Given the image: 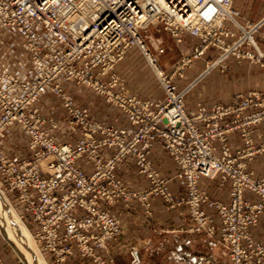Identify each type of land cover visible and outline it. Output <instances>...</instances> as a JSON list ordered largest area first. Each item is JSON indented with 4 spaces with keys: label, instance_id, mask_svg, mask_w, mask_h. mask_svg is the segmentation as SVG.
Segmentation results:
<instances>
[{
    "label": "built area",
    "instance_id": "built-area-1",
    "mask_svg": "<svg viewBox=\"0 0 264 264\" xmlns=\"http://www.w3.org/2000/svg\"><path fill=\"white\" fill-rule=\"evenodd\" d=\"M232 4L233 0H0V29L17 31L35 67L31 82L0 71V137L17 123L32 153L30 160L13 161L0 152V187L15 195L16 203L38 226L31 235L42 256L50 255L49 264H69L73 244L79 257L94 264H113L94 248L105 250L107 241L120 234L121 221L99 204L134 198L150 215L155 197L166 210L186 207L190 221L186 232L208 239L218 233L228 264H264V243L254 241L250 231L264 211V177L255 179L249 169V163L264 153V141L256 143L252 135L254 126L262 125L264 130V98L256 91L238 93L228 105L198 103L190 112L184 104L186 93L172 83L191 59L201 57L209 47L218 51V57L207 64V70L224 69L228 57L262 64L264 54L253 34L264 24V14L251 22ZM157 25L177 42L184 33L199 39L170 72L157 63L156 55L163 49L153 54L146 44L148 29ZM132 47L140 50L155 74L162 90L159 101L114 90L120 78L113 68ZM60 76L92 89L119 108L131 131L91 121L88 110L76 107L66 95ZM103 76L109 79L102 81ZM45 91L61 100L68 117L66 132L80 134L74 144L55 142L58 124L34 106ZM45 123L48 129L41 128ZM232 132L238 133L241 144L236 151L227 142ZM155 139L161 140L178 166L175 178L184 183L181 196L170 192L168 181L147 160L146 151ZM103 149L113 153L106 155ZM127 157L134 158L138 173L147 179L146 188L130 191L116 177L115 167ZM78 160L91 166L89 175ZM217 175L220 186L229 185L228 205L199 186L201 177ZM245 192L258 200H247ZM205 205L215 209L219 228L211 224ZM76 208L85 214L74 215ZM199 264L225 263L206 258Z\"/></svg>",
    "mask_w": 264,
    "mask_h": 264
},
{
    "label": "crops",
    "instance_id": "crops-1",
    "mask_svg": "<svg viewBox=\"0 0 264 264\" xmlns=\"http://www.w3.org/2000/svg\"><path fill=\"white\" fill-rule=\"evenodd\" d=\"M233 8L249 21H257L264 13V2L257 0H233ZM239 21H243L242 18ZM227 27L235 33H239L230 23ZM147 44L156 53L159 48L164 51L156 55L157 63L164 72H170L179 61L182 54L190 53L199 43V39L184 33L180 41H176L167 31L160 26L149 29ZM264 25L254 36L257 48L264 52ZM217 50L209 47L203 55L195 59L184 69L182 78L173 80L177 90L186 89L184 104L186 110L194 112L198 103L210 107L213 105H228L234 95L246 91H256L264 98V68L256 64H250L246 60L237 62L233 58L226 60L227 69L223 72L213 70L200 77L205 62L213 60ZM264 61V58H263ZM0 71L11 73L17 79L33 81L35 67L28 60L24 43L17 31L12 27L0 29ZM113 74L120 78L114 87L115 91H125L138 98H150L159 101L162 91L158 80L147 63L146 59L136 47L128 49L124 57L114 66ZM107 81L109 76L100 77ZM58 82L66 95L78 108H86L89 119L93 122L110 126L115 129L123 128L131 131L125 113L112 104L106 103L103 97L92 89L83 85H77L66 80L63 76ZM17 92L15 95H19ZM216 93L218 95H216ZM34 106L47 119L56 121L59 129L54 131L55 142L74 144L80 134L69 135L66 132L67 114L62 106L61 100L49 91L43 92L37 97ZM1 113V110H0ZM49 124L41 125L48 129ZM253 139L256 143L264 141V130L262 125L252 128ZM228 145L232 151L240 148V140L237 132L228 136ZM28 137L22 127L17 123L9 125L4 135L0 137V152L13 161L30 160L32 153L27 146ZM216 147L218 142H214ZM106 155L113 150L103 149ZM147 160L168 181V188L174 196L184 193V183L175 178L178 166L163 148L160 139H155L146 151ZM78 164L85 173H91V166L78 160ZM249 169L253 171L255 179L264 177V153L257 155L250 163ZM115 175L128 190L138 191L148 186L147 179L138 173L133 157L125 158L115 167ZM220 177L213 179L201 177L199 186L204 188L211 198L223 204L230 202L229 185L224 183L220 186ZM13 202L26 220L31 232L38 231V226L30 219V215L24 213L20 204L16 203L15 195L8 193ZM244 197L250 201H257L256 195L245 192ZM101 209L107 210L109 214L121 221V232L115 240L107 241L105 250L95 247L96 254L103 258H111L113 264H199L206 258L222 261L228 264L225 249L219 243V235L214 239H208L204 234L186 232L189 226L187 209L184 205L176 209L166 210L160 198H152L150 201V215H146L143 208L136 199L127 202L118 200L112 205L104 202L99 204ZM211 224L220 227V219L215 209L203 206ZM72 213L76 216L85 214L80 209H74ZM254 241L264 243V211L259 215L257 224L250 228ZM74 254L68 259L69 264H94L90 259L78 256L74 244ZM48 260L50 255L45 256ZM0 261L2 264H18L6 249H0Z\"/></svg>",
    "mask_w": 264,
    "mask_h": 264
},
{
    "label": "bare ground",
    "instance_id": "bare-ground-1",
    "mask_svg": "<svg viewBox=\"0 0 264 264\" xmlns=\"http://www.w3.org/2000/svg\"><path fill=\"white\" fill-rule=\"evenodd\" d=\"M0 230L24 264H47L37 245L0 188Z\"/></svg>",
    "mask_w": 264,
    "mask_h": 264
},
{
    "label": "rangeland",
    "instance_id": "rangeland-1",
    "mask_svg": "<svg viewBox=\"0 0 264 264\" xmlns=\"http://www.w3.org/2000/svg\"><path fill=\"white\" fill-rule=\"evenodd\" d=\"M233 6V5H232ZM235 9V8H234ZM236 10V9H235ZM238 11V10H237ZM239 12V11H238ZM240 13V12H239ZM264 14V13H263ZM262 17V16H261ZM260 17V18H261ZM240 19V18H239ZM239 19H238V21H239ZM245 19V18H244ZM247 20V19H246ZM258 21V20H257ZM257 21H251V22H257ZM239 22H241V23H243V21H239ZM264 25V24H263ZM262 25V26H263ZM157 26H159V25H157ZM261 26V27H262ZM161 27V29L163 30V31H166L162 26H160ZM260 27V28H261ZM151 28V27H150ZM149 28V29H150ZM259 28V29H260ZM149 29H148V31H147V38H148V36H149ZM236 29V28H235ZM258 29V30H259ZM257 30V31H258ZM257 31L253 34V37L255 36V34L257 33ZM238 32H239V30H238ZM238 34V33H237ZM255 40V39H254ZM256 43V42H255ZM146 44H147V40H146ZM199 44V43H198ZM147 46H148V44H147ZM257 46V45H256ZM148 48H149V46H148ZM150 49V48H149ZM150 51L153 53V54H155L151 49H150ZM164 51V50H163ZM261 52V51H260ZM261 53H263L264 54V52H261ZM190 53H188V54H182L181 56H180V59H181V57H183L184 55L185 56H188ZM203 55V54H202ZM144 57V56H143ZM218 57V51H217V55H216V57L213 59V60H210V61H207V62H205V64H204V66H203V69H202V71H201V73H200V77H203L204 75H206V74H208V73H210L211 71H213V70H219L220 72H223V71H225L226 69H227V65H226V61H225V68L224 69H221L220 67H218V66H215L214 68H212V69H210V70H207V64H210V63H212V62H214L215 60H216V58ZM145 58V57H144ZM198 58H200V57H198ZM198 58H195V59H198ZM229 58H232V57H228L227 59H229ZM264 58V57H263ZM179 59V60H180ZM195 59H191V61L189 62V64L187 65V66H185L184 68H183V71H182V76L180 77V78H182L183 77V74H184V69L185 68H187L189 65H190V63L191 62H193ZM234 59V58H233ZM236 60V59H235ZM241 60H246V61H248L250 64H256V65H258L259 67H261V68H264V61H263V59H262V64L260 65V64H257V63H254V62H252V61H250L249 59H240V60H236L237 62H240ZM147 61V60H146ZM148 63V62H147ZM152 69V68H151ZM177 79H179V78H177ZM175 80V79H174ZM172 83H173V81H172ZM174 85V84H173ZM160 86V85H159ZM175 86V85H174ZM175 89H176V87H175ZM177 90V89H176ZM162 91V90H161ZM177 91H179V92H182V91H184V93H186V89H183V90H177ZM65 92V91H64ZM246 92H249V91H246ZM246 92H243V93H246ZM216 95H218L217 93H216ZM1 188V190L3 191V187H0ZM3 193H4V191H3ZM5 194V196L7 197V199H8V201H9V203L11 204V206L13 207V209L16 211V213H17V215L19 216V218L21 219V221H22V223H24V225L27 227V229H28V231L30 232V234H32L31 233V229L29 228V226H28V224H27V222H26V220L24 219V217L22 216V214L20 213V211H19V209H18V205H16L14 202H13V200L9 197V194L8 193H4ZM32 236V235H31ZM33 241L35 242V240L33 239ZM35 244L37 245V247H38V249H39V246H38V244L35 242ZM0 249H6L7 251H9V253L13 256V258L17 261V263L18 264H24V262L21 260V258L16 254V252H15V250H14V248L10 245V243H9V241L6 239V235L4 234V233H2L1 232V230H0ZM44 257V256H43ZM44 260L46 261V263L47 264H49V261H48V259L46 258V257H44Z\"/></svg>",
    "mask_w": 264,
    "mask_h": 264
}]
</instances>
